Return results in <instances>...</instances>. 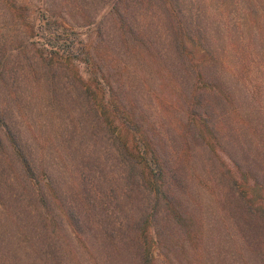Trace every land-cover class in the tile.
Wrapping results in <instances>:
<instances>
[{
    "label": "rangeland",
    "instance_id": "374dc122",
    "mask_svg": "<svg viewBox=\"0 0 264 264\" xmlns=\"http://www.w3.org/2000/svg\"><path fill=\"white\" fill-rule=\"evenodd\" d=\"M17 1L27 6L31 25L38 24L42 0ZM59 1L73 7L72 15L81 13L77 19L96 20L95 42L96 37L97 42L112 39L110 23L98 21L104 13V0ZM179 1L184 17L215 21L205 23L208 31H221L220 23L241 17L245 6L240 3L237 7V0ZM205 2L210 6L205 7ZM253 2L260 15L264 0ZM155 6L148 14L162 15ZM251 32L247 28V33L238 37L223 32V40L213 32L212 46L223 48L231 57L235 51L250 53L252 62L256 52L264 51V33ZM31 38L0 0V107L15 116V128L35 164L45 167L62 211L55 210L45 219L35 209L34 189L23 184L0 134V264H139L132 224L150 210V196L127 178L112 139L100 129L94 109L67 74L52 79L40 68L32 57ZM103 45L108 46L106 42ZM111 50L116 57L121 55L114 46ZM133 58L121 59L126 66L122 65L123 78L128 74L132 81L125 89H136L142 102L154 111L157 95L165 93L159 87L162 83L149 67ZM245 70L248 80L255 83V68L250 64ZM228 80L234 100L228 107L220 106L224 112L215 116L226 118L225 126L243 152L242 158L264 170V98L254 100L241 83ZM262 88L264 95V82ZM193 156L195 171L185 173L182 187L197 231L187 239L176 224L160 215L156 230L162 229L166 240L162 244L167 249L156 248L157 262L264 264L263 216L244 206L236 188L221 177L211 157L196 144ZM67 215L78 226L80 238L93 247L97 263L85 253L65 219Z\"/></svg>",
    "mask_w": 264,
    "mask_h": 264
},
{
    "label": "trees",
    "instance_id": "16d2710c",
    "mask_svg": "<svg viewBox=\"0 0 264 264\" xmlns=\"http://www.w3.org/2000/svg\"><path fill=\"white\" fill-rule=\"evenodd\" d=\"M4 2L32 37V57L40 68L52 79L56 74H67L94 109L100 129L112 139L122 169L130 176L127 178L149 194L150 210L132 224V243L139 264H162L154 256L159 246L167 249L162 244L166 242L162 229L156 230L160 215L176 224L187 239L197 231L182 187L185 173H194L196 168L192 163L194 144L211 157L221 177L236 188L244 206L264 219V170L242 158L243 152L225 126L226 118L218 120L215 116L224 112L220 106L228 107L234 100L228 77L241 83L254 100L264 98V51L256 52L251 62L250 53L235 51L231 57L223 48L212 46L213 32L221 40L223 32L238 37L242 32L246 34L247 28L249 34H263L264 24L260 23L264 21V6L259 15L260 8L253 0H237V7L245 3L240 11L243 15L220 23L221 31H208L205 23L215 21L184 17L179 0H104V13L98 21L110 23L113 33L112 39L104 41L108 45L105 48L103 40H93L92 32L98 34L96 20L86 16L77 19L81 13L72 15L73 7H68L66 1L42 0L35 25L29 21L25 4L17 0ZM154 4L162 15L148 14ZM204 6L209 7V2ZM113 46L120 51L119 57L111 53ZM124 57L138 59L162 83L159 87L165 93L157 95L154 111L142 102L136 89H125L132 81L128 74L123 78ZM250 64L255 68V83L248 80L249 72L243 71ZM14 119L5 106L0 107V134L23 184L34 189L35 209L46 219L53 211H62L58 193L45 167L35 164ZM65 219L85 253L93 258V247L80 238L74 220L70 215Z\"/></svg>",
    "mask_w": 264,
    "mask_h": 264
}]
</instances>
